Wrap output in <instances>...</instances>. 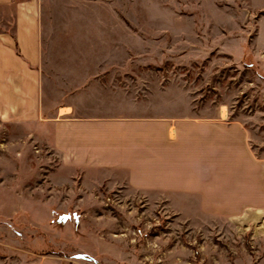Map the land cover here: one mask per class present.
Masks as SVG:
<instances>
[{
	"label": "rangeland",
	"instance_id": "374dc122",
	"mask_svg": "<svg viewBox=\"0 0 264 264\" xmlns=\"http://www.w3.org/2000/svg\"><path fill=\"white\" fill-rule=\"evenodd\" d=\"M37 10L44 117L109 101L236 121L260 171L251 207L225 210L54 186L46 152L0 126V264H264V0H37Z\"/></svg>",
	"mask_w": 264,
	"mask_h": 264
},
{
	"label": "crops",
	"instance_id": "0c3cea01",
	"mask_svg": "<svg viewBox=\"0 0 264 264\" xmlns=\"http://www.w3.org/2000/svg\"><path fill=\"white\" fill-rule=\"evenodd\" d=\"M42 39L37 0H0V126L18 145L46 152L54 186L80 180L200 209L251 207L260 160L239 122L149 115L109 101L44 117Z\"/></svg>",
	"mask_w": 264,
	"mask_h": 264
}]
</instances>
